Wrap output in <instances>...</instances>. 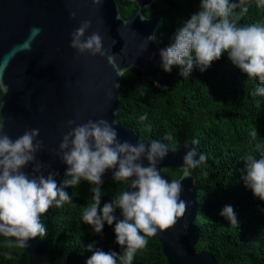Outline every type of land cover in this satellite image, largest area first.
<instances>
[{
	"label": "trees",
	"instance_id": "obj_1",
	"mask_svg": "<svg viewBox=\"0 0 264 264\" xmlns=\"http://www.w3.org/2000/svg\"><path fill=\"white\" fill-rule=\"evenodd\" d=\"M244 4L246 13L241 14L239 7L233 10L238 26L264 23V6L258 7L257 0H244ZM119 5L126 18L137 9L135 4L122 0ZM199 5L200 0H157L144 10L146 15L161 19L157 42L163 49L173 43L177 29L199 10ZM180 72L178 65L171 73L161 65L148 74L138 69L126 72L118 119L141 141L156 139L168 144L164 137L169 132L177 147L191 139L198 141V159L200 154L207 159L191 169L200 207L195 223L201 238L195 249L210 252L217 264H264V201L254 196L242 179L246 158L264 155V95H252L264 83L258 78L248 79L227 52L204 71L195 67L189 78ZM156 82L161 86L157 87ZM145 115L147 118L141 120ZM164 172L172 179L181 173L177 169ZM112 177L102 185L82 179L79 185L66 189L71 203L59 208L53 205L42 216L47 235L39 239L49 253L44 264H86L97 249L123 253L115 242V222L112 226L105 222L102 234H96L82 219L83 210L93 202L91 189L101 188V209L122 193L127 181ZM68 178L63 175L55 179L59 183ZM227 205L233 207L238 224H230L220 215ZM14 239L0 235V264H29L23 248L8 246V241ZM147 239V246L138 250L132 264H169L156 235ZM93 243L89 250L87 246ZM117 264H122L119 257Z\"/></svg>",
	"mask_w": 264,
	"mask_h": 264
},
{
	"label": "clouds",
	"instance_id": "obj_2",
	"mask_svg": "<svg viewBox=\"0 0 264 264\" xmlns=\"http://www.w3.org/2000/svg\"><path fill=\"white\" fill-rule=\"evenodd\" d=\"M257 6H264V0H257ZM238 7L241 14L248 11L244 0H200L199 10L177 29L173 43L160 50L162 69L171 73L173 66L178 65L180 75L189 78L195 67L204 71L227 52L229 59L248 79L258 78L264 83V23L238 26L233 18V10ZM70 16L75 18L76 12H70ZM91 25V20L82 21L71 33L70 46L79 55L104 56L103 37L99 32L86 36ZM33 31L39 32V29ZM108 59L111 62L113 57ZM156 86L161 85L156 82ZM141 94H144L142 89ZM252 95H264V87L256 88ZM2 107L0 105V109ZM146 118V115L140 117L141 120ZM74 123L68 122L69 125ZM3 128L4 124L0 122V235L15 238L8 241L9 247L28 248L30 239L46 236L47 229L41 217L53 205L59 208L71 203L66 189L79 185L82 179L102 185L105 171L114 169L112 179L130 181L127 187L130 186L131 190H125L111 202L104 203L102 209L101 188L91 189L93 202L83 210V222L96 234H102L105 222L109 226L115 222V242L124 250L119 254L97 249L86 264H117V257L122 264H132L138 250L147 246L148 237L171 228L178 218L185 216L188 202L180 198V178L187 177L188 170L207 159L204 154L195 159L197 151L193 147L183 157V175L169 183L160 174L157 164L169 150L176 152L178 149L171 132L164 137L168 144L157 140L151 141L150 146L143 142L132 144L127 140L121 142L117 130L107 120H89L71 128L63 136L56 154L67 165L64 176L70 178L58 183L54 178L58 173L49 172L45 177L42 169L49 166L37 160L36 153L43 146V141L37 139L40 130H25L13 140ZM192 143L196 145L198 141ZM142 159L148 161V166H144ZM245 162L242 179L254 196L264 201V155L258 159L248 156ZM29 163L33 164L31 176L23 171ZM117 209L122 210L123 219L114 214ZM220 215L230 224H238L231 205L225 206ZM87 247L92 250L94 243Z\"/></svg>",
	"mask_w": 264,
	"mask_h": 264
},
{
	"label": "water",
	"instance_id": "obj_3",
	"mask_svg": "<svg viewBox=\"0 0 264 264\" xmlns=\"http://www.w3.org/2000/svg\"><path fill=\"white\" fill-rule=\"evenodd\" d=\"M122 1L137 7L128 18L122 15L119 0H0V105H3L0 122L4 124L3 131L13 140L25 130H40L37 139L43 141V146L36 157L49 166L42 169L45 177L49 172L58 173L54 178L64 175L67 165L56 154L63 136L89 120H107L117 130L121 142H143L150 146L156 140L141 141L118 116L125 73L138 69L148 74L162 65L160 50L163 48L157 42L161 19L144 13L157 0ZM72 11L76 12L75 18L70 16ZM84 20L92 22L86 36L99 32L103 37L106 55H79L70 46L71 33ZM149 37L153 38L149 40ZM109 56L113 57L111 62ZM69 121L75 123L69 125ZM192 141L180 145L176 152L169 150L157 164L169 183L172 178L164 170H179L181 173L176 179L183 175V157L195 147ZM142 162L148 166L146 159ZM23 171L33 175V164L29 163ZM113 174L114 169L106 170L102 181ZM129 182L123 191L131 190L127 187ZM180 182V198L188 202V207L185 216L178 218L175 225L158 231L156 237L162 252L169 264H217L210 252L195 249L201 238L195 223L200 207L192 170ZM117 218L123 219L120 209ZM23 249L29 264H44L49 257L39 236L30 239L29 247Z\"/></svg>",
	"mask_w": 264,
	"mask_h": 264
}]
</instances>
